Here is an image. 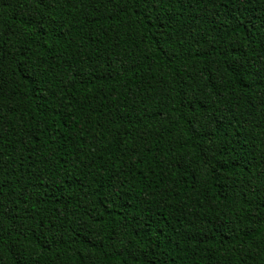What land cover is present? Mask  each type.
<instances>
[{
  "label": "trees",
  "instance_id": "1",
  "mask_svg": "<svg viewBox=\"0 0 264 264\" xmlns=\"http://www.w3.org/2000/svg\"><path fill=\"white\" fill-rule=\"evenodd\" d=\"M0 264H264V0H0Z\"/></svg>",
  "mask_w": 264,
  "mask_h": 264
}]
</instances>
